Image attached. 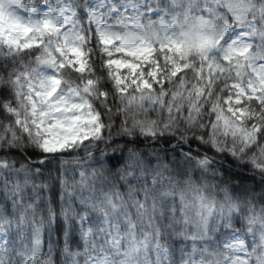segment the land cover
I'll return each mask as SVG.
<instances>
[{
    "label": "snow or ice",
    "instance_id": "obj_1",
    "mask_svg": "<svg viewBox=\"0 0 264 264\" xmlns=\"http://www.w3.org/2000/svg\"><path fill=\"white\" fill-rule=\"evenodd\" d=\"M0 232V264H264V0H0Z\"/></svg>",
    "mask_w": 264,
    "mask_h": 264
},
{
    "label": "trees",
    "instance_id": "obj_2",
    "mask_svg": "<svg viewBox=\"0 0 264 264\" xmlns=\"http://www.w3.org/2000/svg\"><path fill=\"white\" fill-rule=\"evenodd\" d=\"M101 147H103V145H101ZM109 154H111V153H109ZM95 155H96L97 157H99V152H96ZM161 156L163 157V154H161ZM163 163H164V164H168L169 169H173V171L171 172V176H172L173 180H181V181H182V180L184 179V177H183L182 175H180V174L177 172V166H176L175 164H171V163H170L169 161H167V160H163ZM152 166L155 167V161H154V163H153ZM94 167H95L97 170H99V166H98V165H94ZM92 170H93L92 168H89V173H91ZM161 170H162V169H161ZM246 174H247V173H246ZM164 175H165V177H167V176L169 175V173H168V172H165ZM195 175H198V173H196ZM66 178L69 179V181L71 182V179H72V173H69V174L67 175ZM75 179H76V181H79V180H80V176H79L78 173L75 174ZM89 179H90V180L92 179L91 175H89ZM258 181H259V178L257 177V182H258ZM39 182H40V180L37 179V183H39ZM149 183H150V180H149ZM252 186H253L252 183L249 182V187H252ZM56 191H57V195H58V193H59V185H56ZM257 191H259V189H257ZM46 195H47V196H51L52 193H51V192H46ZM78 236H79V234L77 233V238H78ZM44 239H45V240L47 239L46 235H45ZM61 247H62V244H61ZM44 251H45V252L47 251V246H46V245H45ZM54 258H55V257H54ZM61 258H62V257H61Z\"/></svg>",
    "mask_w": 264,
    "mask_h": 264
},
{
    "label": "clouds",
    "instance_id": "obj_3",
    "mask_svg": "<svg viewBox=\"0 0 264 264\" xmlns=\"http://www.w3.org/2000/svg\"><path fill=\"white\" fill-rule=\"evenodd\" d=\"M92 61L95 64L96 69L99 70L100 65H99V63L96 62L97 61V55H96L95 52H93V54H92ZM97 74H99V71H97ZM73 79H76V77H73ZM85 79H87V76H85ZM140 147H141L142 150H147V146L146 145H140ZM30 150L31 151H36L35 149H30Z\"/></svg>",
    "mask_w": 264,
    "mask_h": 264
},
{
    "label": "rangeland",
    "instance_id": "obj_4",
    "mask_svg": "<svg viewBox=\"0 0 264 264\" xmlns=\"http://www.w3.org/2000/svg\"><path fill=\"white\" fill-rule=\"evenodd\" d=\"M4 242V234L3 232H0V243Z\"/></svg>",
    "mask_w": 264,
    "mask_h": 264
}]
</instances>
